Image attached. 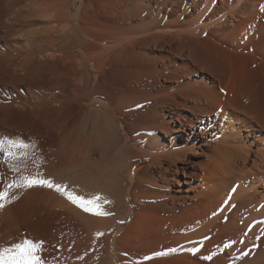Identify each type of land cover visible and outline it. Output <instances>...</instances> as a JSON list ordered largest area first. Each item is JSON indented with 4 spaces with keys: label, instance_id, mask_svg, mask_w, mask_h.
<instances>
[{
    "label": "bare ground",
    "instance_id": "obj_1",
    "mask_svg": "<svg viewBox=\"0 0 264 264\" xmlns=\"http://www.w3.org/2000/svg\"><path fill=\"white\" fill-rule=\"evenodd\" d=\"M76 1L0 0V139L32 146L24 164L5 163L0 154V190L21 174L48 179L54 168L48 113L60 116L66 103L56 96L60 75L48 63L61 54L50 47L54 35L70 36L100 68L114 56L146 55L155 68L143 72L142 89L100 102L111 119L137 117L117 123L132 186L128 198L117 182L110 189L126 213L122 208L125 215L110 222L81 210L79 248H96L120 264H264V0H113L125 1L138 22L108 26L87 17L48 28L69 21ZM74 122L52 131L55 148L73 135ZM88 152L83 169L91 164ZM67 158L59 162L75 163ZM17 165L20 173L11 170ZM37 193L44 200L39 211L48 215L44 187L16 189L17 199L0 209V248L30 239L14 218L32 213ZM44 243L40 255L48 264Z\"/></svg>",
    "mask_w": 264,
    "mask_h": 264
},
{
    "label": "rangeland",
    "instance_id": "obj_2",
    "mask_svg": "<svg viewBox=\"0 0 264 264\" xmlns=\"http://www.w3.org/2000/svg\"><path fill=\"white\" fill-rule=\"evenodd\" d=\"M87 2L90 4L86 5L83 0L76 1L69 12L73 16H71L72 19L70 18L69 21L63 18L58 19L54 24L48 22V28H60L62 25H69L76 18L86 19L87 17L91 22L94 20L97 24L105 23L108 26L113 24L135 25L138 22L137 14L129 9V5L125 1L115 3L113 0H87ZM168 8V10L171 9L170 11L175 10L171 6ZM61 11L64 10L61 8L58 12ZM38 25L45 26L46 23L39 21ZM71 45V37L67 35H54L50 44V47L57 48L61 52L56 60L51 58L48 63L60 75L59 82L62 86L59 91H56V96H63L66 103L65 110L60 116L56 115L55 117L48 113L53 118L48 115L46 142L48 147H46L48 148V162H52L54 167L48 169V179L56 184L66 185L68 190L84 197L99 194L108 201V203L101 202L102 210L111 213V215L96 217L113 222L125 215L126 208L122 205L119 209L115 202L116 197L112 195L114 191L110 188L117 182L121 187V193L128 198L132 186L130 176H126L129 159L127 151L122 145L123 141L119 137L117 123L120 121L125 125L127 124L125 121L132 122L137 117L134 114L126 113L111 119L110 115L106 113V109L102 108L101 97L108 99L121 91L126 93L142 89L146 78L143 76V72L155 68V63L146 55L132 58L125 53L124 56H118V58L114 56L110 63L104 68H100L99 61L93 54L79 52ZM173 48L174 45H172ZM225 63L222 61L223 69ZM84 93H91L88 101L79 98ZM73 122V135L69 139H65V144H59L55 148L59 139L56 140L57 134L53 132L58 130L57 127L64 130ZM54 123L56 127H54ZM127 128L126 126L125 129ZM70 143L76 146V150L66 152L62 149L63 145L68 147ZM87 149L90 150L88 154L91 164L83 169V163L88 158ZM71 156L74 157L75 163L69 162L64 165L60 163L64 158L69 161ZM53 192L55 193L53 194ZM37 194L32 206V213L26 218L20 217V215L16 216L14 221L25 224L26 227L22 231L30 235V239L34 242L36 240L38 243L42 242L43 248L44 242L48 239V264H120L114 256L113 262L110 255L97 253L96 248H91L92 252L90 248L88 250L85 248L84 251L83 247L79 248L78 243L85 234L80 208L55 190L48 189V215L42 214V211H39V206L44 200L41 193ZM24 209L26 208L24 207ZM127 225L128 223L123 224L113 232L110 244L116 234L126 229ZM141 251L140 247L131 252L136 257ZM94 252L96 253L94 254Z\"/></svg>",
    "mask_w": 264,
    "mask_h": 264
},
{
    "label": "snow or ice",
    "instance_id": "obj_3",
    "mask_svg": "<svg viewBox=\"0 0 264 264\" xmlns=\"http://www.w3.org/2000/svg\"><path fill=\"white\" fill-rule=\"evenodd\" d=\"M262 11H264V9H262ZM31 147L30 144L19 140L0 139V154L3 155V162L5 163L20 161L21 164H24L29 156L28 150ZM11 170L20 173L21 166L17 165ZM32 187L53 189L85 213L95 216L111 215V213L102 210L101 202L108 203V201L99 194L92 197L78 195L68 190L66 185L56 184L52 180L45 178L43 174L38 171L29 175L21 174L18 179L6 183L3 186V190H0V209H3L7 203H11L17 199L15 195H11L14 190L29 189ZM97 235H102V233H97ZM227 246L228 245H226V247ZM42 248V242L37 243L30 239H23L10 247L0 248V264H46L40 255ZM156 255L164 256L167 255V253L158 252ZM144 259L150 260L152 257L146 256ZM136 264H140V262L137 261Z\"/></svg>",
    "mask_w": 264,
    "mask_h": 264
}]
</instances>
